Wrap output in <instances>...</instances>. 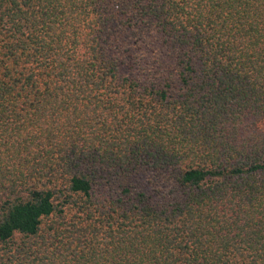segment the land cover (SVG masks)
<instances>
[{"label": "trees", "instance_id": "trees-1", "mask_svg": "<svg viewBox=\"0 0 264 264\" xmlns=\"http://www.w3.org/2000/svg\"><path fill=\"white\" fill-rule=\"evenodd\" d=\"M264 0H0V264H264Z\"/></svg>", "mask_w": 264, "mask_h": 264}, {"label": "rangeland", "instance_id": "rangeland-1", "mask_svg": "<svg viewBox=\"0 0 264 264\" xmlns=\"http://www.w3.org/2000/svg\"><path fill=\"white\" fill-rule=\"evenodd\" d=\"M261 126H262V128L264 129V122L262 123V125H261Z\"/></svg>", "mask_w": 264, "mask_h": 264}]
</instances>
